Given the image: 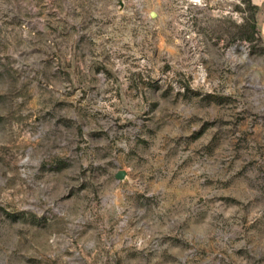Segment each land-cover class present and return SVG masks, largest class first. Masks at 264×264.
<instances>
[{
  "label": "rangeland",
  "instance_id": "374dc122",
  "mask_svg": "<svg viewBox=\"0 0 264 264\" xmlns=\"http://www.w3.org/2000/svg\"><path fill=\"white\" fill-rule=\"evenodd\" d=\"M0 264H264V0H0Z\"/></svg>",
  "mask_w": 264,
  "mask_h": 264
},
{
  "label": "water",
  "instance_id": "95a60500",
  "mask_svg": "<svg viewBox=\"0 0 264 264\" xmlns=\"http://www.w3.org/2000/svg\"><path fill=\"white\" fill-rule=\"evenodd\" d=\"M124 174H125V173H124L123 171L120 173L121 176H123Z\"/></svg>",
  "mask_w": 264,
  "mask_h": 264
}]
</instances>
